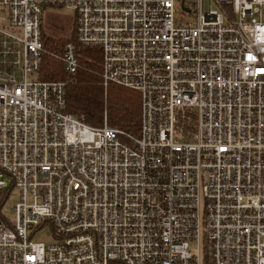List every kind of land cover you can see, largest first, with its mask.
Here are the masks:
<instances>
[{"label":"built area","instance_id":"1","mask_svg":"<svg viewBox=\"0 0 264 264\" xmlns=\"http://www.w3.org/2000/svg\"><path fill=\"white\" fill-rule=\"evenodd\" d=\"M189 3L0 0V264H264V0ZM47 7L76 14L68 75L96 47L140 94L138 137L64 112Z\"/></svg>","mask_w":264,"mask_h":264},{"label":"trees","instance_id":"2","mask_svg":"<svg viewBox=\"0 0 264 264\" xmlns=\"http://www.w3.org/2000/svg\"><path fill=\"white\" fill-rule=\"evenodd\" d=\"M75 31L76 28L70 36L71 40L66 42H77ZM43 42L45 51L41 78L48 82H65V113L84 119V122L92 127H102L106 120L110 127L121 129L132 136H139L140 94L121 86L104 85L101 49L77 45L79 67L76 74L71 76L66 73L58 58L62 42L48 39L44 32ZM207 248L204 250L203 264H209Z\"/></svg>","mask_w":264,"mask_h":264},{"label":"rangeland","instance_id":"3","mask_svg":"<svg viewBox=\"0 0 264 264\" xmlns=\"http://www.w3.org/2000/svg\"><path fill=\"white\" fill-rule=\"evenodd\" d=\"M179 2L186 1L187 7L191 8L189 0H178ZM181 14L178 10V15ZM186 19L193 21L191 14H186ZM76 14L74 11L66 7H47L44 12L43 19V32L46 37L53 41L62 42L61 52L63 51L64 45L69 42L66 40H71L70 36L73 33V29L76 28L75 24ZM76 33V32H75ZM16 202V195L10 199V201L4 206L3 213L13 218L14 216V203ZM51 229L45 227L39 232L34 240L42 242H51L53 239L50 237Z\"/></svg>","mask_w":264,"mask_h":264}]
</instances>
